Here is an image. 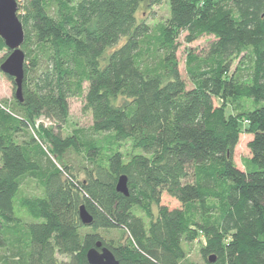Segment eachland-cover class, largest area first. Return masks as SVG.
I'll list each match as a JSON object with an SVG mask.
<instances>
[{
	"label": "trees",
	"instance_id": "obj_1",
	"mask_svg": "<svg viewBox=\"0 0 264 264\" xmlns=\"http://www.w3.org/2000/svg\"><path fill=\"white\" fill-rule=\"evenodd\" d=\"M15 1L24 79L22 102L13 86L0 103L2 264H89L98 243L119 264H264V0H166L156 25L136 15L165 0ZM181 35L213 38L187 55V81ZM2 51L0 64V38ZM72 98L91 124L63 137ZM124 142L138 153L112 147Z\"/></svg>",
	"mask_w": 264,
	"mask_h": 264
},
{
	"label": "rangeland",
	"instance_id": "obj_2",
	"mask_svg": "<svg viewBox=\"0 0 264 264\" xmlns=\"http://www.w3.org/2000/svg\"><path fill=\"white\" fill-rule=\"evenodd\" d=\"M21 1V0H19ZM137 19L145 20L146 23L150 25H156L158 23L164 22L169 17V6L167 1H163L160 5L154 6L151 9L149 7L143 5L140 10L137 13ZM184 35H181L179 37L178 43H179V49L177 51L176 57L179 63V72L184 78V80L187 81L186 75H185V60L188 54H198L202 49H204L207 44L213 40L212 37L204 36L197 41L193 43H186L183 40ZM6 52L2 51L0 52V61L5 56ZM13 98V83L8 80V77L5 76L0 71V103H6L7 106L12 104ZM84 102L81 98H72L69 100V118L63 127L62 136L67 137L69 136L74 129L79 128H87L91 124V119L89 113L85 112L83 110ZM228 106V111H229ZM49 123L45 120L41 119L39 125H48ZM49 126V125H48ZM109 138V135L104 134L99 139L102 141V143H106L107 139ZM252 136L249 134L242 133L239 138V143L236 146L234 150V162L236 166L240 169H244L245 161H247L250 157L249 149L247 147L248 142L251 140ZM109 141V139H108ZM106 143V145H108ZM116 150H118L120 153H122L125 158H128L132 154L138 153L137 151L133 150L132 145L130 142H124V143H115L112 145ZM78 159V160H77ZM69 160L71 163L74 164V161L80 162L79 158H77L74 153H69ZM82 163L80 162V166ZM35 185L33 183L25 184L22 188V192L25 195H30L35 193L34 187ZM162 204L168 206L169 208H175L178 207V203L166 196H163L162 198ZM20 215H23V213H18ZM85 231H89V229H86ZM112 235V234H111ZM110 236V235H109ZM113 236V235H112ZM187 251L189 255V259L193 262L200 261V257L198 254L199 246L197 243H192L187 245ZM3 252L0 251V264L3 263ZM61 259V258H60Z\"/></svg>",
	"mask_w": 264,
	"mask_h": 264
},
{
	"label": "water",
	"instance_id": "obj_3",
	"mask_svg": "<svg viewBox=\"0 0 264 264\" xmlns=\"http://www.w3.org/2000/svg\"><path fill=\"white\" fill-rule=\"evenodd\" d=\"M17 3L15 0H0V38L3 40L9 55L0 64V71L12 80L14 97L22 102V84L24 79V55L20 47L23 43L24 33L17 17ZM116 191L128 196L127 179L119 177ZM79 218L83 225H90L92 217L85 208H79ZM98 243L95 248L87 251L86 259L89 264H119L107 248H101ZM100 249V250H99ZM211 262L213 261L210 260Z\"/></svg>",
	"mask_w": 264,
	"mask_h": 264
}]
</instances>
